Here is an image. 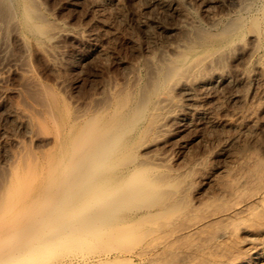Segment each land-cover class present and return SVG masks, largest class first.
<instances>
[{"label": "bare ground", "instance_id": "obj_1", "mask_svg": "<svg viewBox=\"0 0 264 264\" xmlns=\"http://www.w3.org/2000/svg\"><path fill=\"white\" fill-rule=\"evenodd\" d=\"M52 1L0 0V264H264V0ZM68 56L116 72L67 100L30 60Z\"/></svg>", "mask_w": 264, "mask_h": 264}, {"label": "rangeland", "instance_id": "obj_2", "mask_svg": "<svg viewBox=\"0 0 264 264\" xmlns=\"http://www.w3.org/2000/svg\"><path fill=\"white\" fill-rule=\"evenodd\" d=\"M53 1H55V0H53ZM52 1V2H53ZM133 3H134V5H133ZM54 4V3H53ZM123 6L124 7H122L120 10H121V12H120V14L121 15H123V16H127V15H129V14H131V13H137V9L139 8V6H140V3L139 2H130V1H128V0H125L124 1V3H123ZM82 8H81V10H80V13H75V15L73 16V15H71V14H69L67 11H61V12H58L57 13V18L59 19V20H66V21H70L72 24H74V25H76L77 27H81V28H83V30L85 31V34H94L95 36V38H97L96 40H95V38L94 37H91V38H94L91 42L92 43H94V44H96L95 43V41L97 42V45H100V46H103V47H107V44H109L108 45V47L111 49V50H113V52H114V54L115 55H118V56H120V57H125L126 56V53L124 52V50H122L123 48H121L120 46H119V43L116 41V40H113V39H110L109 40V43H107L105 40H104V38H105V35H103V34H105L104 33V31L102 30V28L100 27L101 26V20L102 21H104V22H108V23H111V25L113 26V28H117V29H119V31L120 32H123V30H124V35H128V33H131V30L125 25V23H124V18H123V21L121 22L119 19H117L116 17H117V15L116 14H111V13H105V14H103V15H100L99 13H97L96 12V15H95V12L94 11H90L89 9H88V11L86 10L87 9V7H86V9H85V4H83V6H81ZM90 11V12H89ZM133 11V12H132ZM136 11V12H135ZM88 12V13H87ZM93 12V13H92ZM125 12V13H124ZM63 13V14H62ZM68 13V14H67ZM59 14V15H58ZM93 15L94 16H96V17H94L93 18ZM99 15V16H98ZM59 16H60V18H59ZM73 16V17H72ZM85 16V17H84ZM71 17V18H70ZM100 19H99V18ZM74 18V19H73ZM95 21L96 19L98 20V22L100 23H98L97 22V20L94 22L92 19ZM92 20V22H90ZM89 21V22H88ZM94 22V23H93ZM97 23V24H96ZM78 24V25H77ZM120 24V25H119ZM82 25V26H81ZM98 25H100V26H98ZM91 26V27H90ZM118 26V27H117ZM98 27H100V28H98ZM87 28H89V31L90 32H88V29ZM124 28V29H123ZM86 29V30H85ZM100 29V30H99ZM99 30V31H98ZM122 30V31H121ZM102 31V32H101ZM87 32V33H86ZM127 32V33H126ZM4 33H2V35H1V32H0V39H1V43H0V45H6V46H12V47H9L8 46V48H14V52L13 51H11L10 49H8L10 52H9V54L8 55H10L11 57V59L14 57V56H16L17 54L16 53H18V49H15V48H17V47H15L16 46V44H14V40H13V38L11 37L10 38V36H9V38H7V35H3ZM102 34V36H100ZM1 36L4 38H1ZM6 36V37H5ZM91 38H89V39H91ZM99 38V39H98ZM6 40L8 41V43L6 42ZM13 40V41H12ZM95 40V41H94ZM99 41H100V43H99ZM115 41V42H114ZM11 44H10V43ZM70 43V45H69V43ZM68 42L65 40V42H64V49H65V51L66 52H71V50H72V48H73V46H75V44H73V43H71L72 41H70V40H68ZM68 43V44H67ZM107 43V44H106ZM8 44V45H7ZM72 45V46H71ZM66 46V47H65ZM68 46V47H67ZM119 46V47H118ZM67 48L70 50V51H68L67 50ZM13 52V53H12ZM16 52V53H15ZM67 53V54H68ZM13 54V55H12ZM15 54V55H14ZM38 61H33V59L32 60H30V61H32L31 63H30V65H32V71H33V73H34V75L41 81V82H43V83H46V84H49V85H53V86H55L54 84H53V82L55 83V79H57V80H59L58 82H60L61 83V86H59L60 87V89H59V91H60V93L64 96V97H66V99L67 100H69V99H75V98H80V97H83L84 96V94H83V92L85 93V91L88 89L87 87L89 86V84H88V80L86 79V77L88 76V75H98V73L99 74H105V72H106V68H108V70L110 71V74L111 73H113V75L115 74V72H116V69L113 67V66H111V65H107V63L104 61V59L102 58H98V60L97 59H95L94 61H92V62H89L88 64H86L87 66H84V67H79L76 71H73V70H71L70 68V65H69V67H68V64H71V62H72V60L69 58V56L67 57V58H65L64 60H63V64H62V66H60L59 67V70L57 69L56 71H53V72H49V70L47 69V71H46V65H45V63H44V61H42V59H37ZM39 60H40V62H39ZM69 61V62H68ZM67 62V63H66ZM44 64V65H43ZM44 66V67H43ZM9 66L8 65H1L0 64V74H2V73H4L6 70H7V68H8ZM61 67H63V68H61ZM12 68V67H11ZM112 68V69H111ZM63 69V70H62ZM67 69H68V71H67ZM111 69V70H110ZM104 72H103V71ZM58 71H60V72H58ZM49 73V74H48ZM54 73H58L57 75L56 74H54ZM86 73V74H85ZM54 74V75H53ZM60 75V76H59ZM87 75V76H86ZM55 76V77H54ZM58 76V77H57ZM13 77V78H12ZM52 77V78H51ZM55 78V79H54ZM58 78H60V79H58ZM13 79H14V81H13ZM54 79V80H53ZM86 81H87V83H86ZM88 84V85H87ZM16 85V75H11L10 77H9V79H8V81H7V83H6V85H5V87L8 89V91H9V93L7 94V96H6V102L8 103V104H12V102H13V104H19V99H17L18 97L16 96V95H14V94H10V92H11V90L14 88V86ZM63 89V90H62ZM62 91V92H61ZM66 93V94H65ZM65 94V95H64ZM16 96V97H15ZM69 96H71V98L69 97ZM16 98V99H15ZM9 101H10V103H9ZM17 102V103H16ZM8 125V126H7ZM6 127L5 129H7V130H4V128L3 127ZM9 126H11V124H9V123H5V125L4 124H2V123H0V129L2 130H0L1 131V133L2 132H4V131H6L7 133H5V134H7V135H5L4 133V135L7 137V136H10L11 134H12V132L11 131H13V130H11L12 128L11 127H9ZM10 134V135H9ZM17 134H20V133H17ZM4 135H2L3 137H1L0 138V143L2 144V143H4L5 142V144H6V142H7V138L4 136ZM5 139V140H4ZM3 141V142H2ZM42 142H43V145H42ZM41 143V144H40ZM46 143V140H41V142H39V144H37L38 146H40V148L38 147V146H35L34 147V149H42V148H44V147H46L47 145L45 144ZM45 144V145H44ZM8 144H6L5 146H7ZM36 147H38V148H36ZM0 156H1V152H0Z\"/></svg>", "mask_w": 264, "mask_h": 264}]
</instances>
